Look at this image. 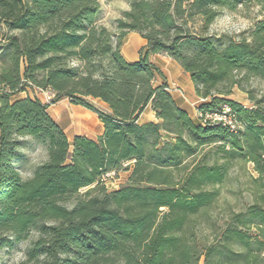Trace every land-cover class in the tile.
Segmentation results:
<instances>
[{
  "label": "trees",
  "instance_id": "obj_1",
  "mask_svg": "<svg viewBox=\"0 0 264 264\" xmlns=\"http://www.w3.org/2000/svg\"><path fill=\"white\" fill-rule=\"evenodd\" d=\"M99 1L0 0V252L35 233L19 264H264V184L214 214L235 164L264 176V95L246 89L264 83V18L247 39L206 33L221 9L264 16V0H127L112 30ZM128 33L145 41L134 63L120 53ZM152 55L188 74L198 113L226 106L236 129L192 121L157 84ZM26 88L54 99L10 100ZM233 88L252 105L226 100ZM60 100L95 114L102 134L69 142L47 113ZM147 109L155 121L139 123ZM29 144L45 160L22 179Z\"/></svg>",
  "mask_w": 264,
  "mask_h": 264
},
{
  "label": "rangeland",
  "instance_id": "obj_2",
  "mask_svg": "<svg viewBox=\"0 0 264 264\" xmlns=\"http://www.w3.org/2000/svg\"><path fill=\"white\" fill-rule=\"evenodd\" d=\"M99 2L101 6L99 15L100 23L106 28L112 30L114 21L128 8L127 0H100ZM263 18L264 16L259 12V9L254 6H240L234 12L221 9L206 33L208 36L214 38L226 37L232 41L247 39L254 30L256 24L263 20ZM198 25L199 23H197L196 26ZM3 33L4 31L0 27V35ZM246 89L252 92L256 100H261L264 95L263 82L252 81L246 85ZM225 99L240 103L246 107L252 105L248 102V96L238 88H233L231 95ZM89 101L96 109L102 111L105 110V106L99 101ZM261 106L264 108V103H262ZM149 120L154 121L155 119L151 117V114L147 109L144 114L141 115L139 123H145ZM194 122H196V120ZM166 138L169 139V137ZM69 139L71 142L70 137ZM23 152L27 156V162L23 164V170H21L20 175L22 179H27L31 175L32 168L45 160V153L42 149L34 147L33 144L26 146L23 149ZM26 167H30L31 170H26ZM127 176L128 174L120 173L113 180L110 179L112 177H107L105 179L106 189L109 191L118 189L126 181ZM256 184H264V176L259 178L254 171L252 164H235L229 173L227 181L221 188V194L217 206L215 207L214 214L218 215V218H222L230 211L237 212L249 204L251 201L247 190L250 186ZM83 191L84 190L81 192ZM75 200L76 197H71L67 201V205L74 204ZM35 238L36 234L31 233L27 241L18 243L9 250H2L0 252V264H19L24 260V253ZM199 264H203L202 259H200Z\"/></svg>",
  "mask_w": 264,
  "mask_h": 264
},
{
  "label": "crops",
  "instance_id": "obj_3",
  "mask_svg": "<svg viewBox=\"0 0 264 264\" xmlns=\"http://www.w3.org/2000/svg\"><path fill=\"white\" fill-rule=\"evenodd\" d=\"M144 45L145 41L139 35L128 33L122 42L120 53L126 62L134 63L138 61L139 51ZM149 60L162 73L163 78L158 77L157 84L165 82L167 91L175 104L186 112L192 121L196 120L197 122V108L203 101L195 96L193 85L188 74L184 73L180 66L168 57L152 55L149 57ZM27 97L32 100L37 99L44 104L43 94L35 88H26L25 92L11 97L10 100L15 101ZM66 101L60 100L55 104L49 105L47 113L63 130L67 140L70 142L69 137L72 140L74 136H82L90 140H96L103 132V126L97 116L80 106L71 105ZM148 111L151 117L154 118L153 113L149 109ZM150 121L152 120L148 122ZM124 174H128V172Z\"/></svg>",
  "mask_w": 264,
  "mask_h": 264
},
{
  "label": "built area",
  "instance_id": "obj_4",
  "mask_svg": "<svg viewBox=\"0 0 264 264\" xmlns=\"http://www.w3.org/2000/svg\"><path fill=\"white\" fill-rule=\"evenodd\" d=\"M40 93L43 94V102L44 104H50L54 99V94L38 90ZM230 110L228 107L224 106L221 108L220 112H214V113H207V114H197V119L200 123H221L223 126H226L229 128L230 131H234L236 129V124L233 121L232 117L229 115Z\"/></svg>",
  "mask_w": 264,
  "mask_h": 264
}]
</instances>
